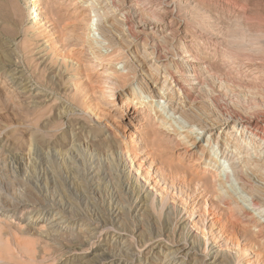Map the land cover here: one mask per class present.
Instances as JSON below:
<instances>
[{"label": "bare ground", "instance_id": "obj_1", "mask_svg": "<svg viewBox=\"0 0 264 264\" xmlns=\"http://www.w3.org/2000/svg\"><path fill=\"white\" fill-rule=\"evenodd\" d=\"M63 3L74 8L73 21L86 10L92 15L83 35L59 19L54 7ZM19 21L28 24L26 40L35 45L40 30L49 27L74 35L89 60L103 66L100 75L112 80L111 92L122 91L119 106L133 109L124 120L134 132L128 143L111 132L95 140L78 122L53 142H39L35 135L27 140V152L37 144L50 163L51 176L41 170L37 177L42 201L59 187L55 175L62 170L61 193L81 190L88 203L85 213L76 214V202L52 196L46 209L31 211L34 223L52 213L49 234L68 250L60 264H264V0H0V28L8 24L7 32ZM10 39L0 40V56L9 61ZM47 46H36L42 62ZM76 62L69 66L75 72L63 67L53 78L67 77L65 91L71 92L79 87L71 80L81 76L110 99L99 79L86 81L76 71ZM6 78L17 93L13 73ZM24 89L23 104L34 102L29 109L40 111L49 102L43 93ZM81 154L87 157L83 168ZM183 188L201 194L215 189L222 208L249 233L245 259L228 248L230 240L220 243L223 233L210 243L201 238L186 215L193 216L194 209L169 201ZM17 205L14 210L22 206ZM208 216L213 227L214 214Z\"/></svg>", "mask_w": 264, "mask_h": 264}, {"label": "rangeland", "instance_id": "obj_2", "mask_svg": "<svg viewBox=\"0 0 264 264\" xmlns=\"http://www.w3.org/2000/svg\"><path fill=\"white\" fill-rule=\"evenodd\" d=\"M57 1L59 3L62 2V0ZM62 5L63 7L61 8L54 7L56 8L54 11L56 10V14H58L59 19L66 25V29L72 26L76 28L79 27L80 29L77 28L75 32H79L80 35H83V31L85 32V24L88 19L87 17L91 14L86 10L82 15L76 14L77 19L73 21L74 17H69V14H72L74 8L71 10L67 3H63ZM65 8L68 9L64 10ZM80 10L82 11L81 8H78L77 11ZM25 14H29L28 9H25ZM91 17L92 15L90 19H92ZM27 25V23L19 21L17 25L8 27L11 28L9 30H12V34L8 28L6 29L7 32L5 31L8 24L2 25L0 28V40H8L11 38L8 42L9 44L12 43L10 45L11 49L8 51L11 57L9 58L10 61L6 57L0 56V209L3 208L2 211L0 210V264H60L63 259V253L68 250L66 246H60L62 240L58 241L52 234H49V230H51V228H49L51 225L49 224L53 219L52 213L49 212L40 216L39 220L34 223L32 221H34L35 218H33L34 215L31 214V211L35 209L38 211L46 209L45 207L50 205L52 201V196H56V200H60L61 203L71 201V204H73V202H76L75 205L77 206L74 205L76 207L74 211L75 213L77 212L76 214L85 213L89 207L87 201L82 197L81 190L78 194L75 192L76 194L74 193L71 196L65 191V193H61L60 183L61 180L64 181V172L62 170L55 175L57 181L59 180L58 183L60 182L59 187L53 189L55 192H49V194H47L49 198L46 199L45 202L42 201L41 195L43 192L38 186L37 177L39 173H41V170H47L49 172V177L51 176V171H49L50 166H48L50 163L48 164L46 157L41 154V150L39 151V149L34 146L37 144L33 145L35 149L33 146L31 147V154L27 152L26 148L29 145V143H27L30 140L29 137H31L30 135H35L34 137L36 139L40 138L39 142L42 140L53 142L56 138H60L61 133L64 131L69 132V125L72 124L71 126H75L78 122L77 124H83V126H85V134L89 132L92 137H95V140H99L105 132H111L118 142L122 144L128 143L130 137L134 136V132L125 127L124 120H128V118L130 119V117H132L133 109L129 108L126 110L119 106V101L123 100V98L120 97L122 91L118 87V89L115 87L111 92L110 81L112 82V80L100 75V73L103 72V66H99L95 61L89 60L87 49L84 48L83 45H80V43L74 42V35H71L69 32V36L67 32H59V28L51 30L49 27L44 31L40 30L38 34L40 37L37 36V45H35V41H30L28 38L29 42L26 40ZM79 34L76 35L78 36ZM38 44L44 46L46 44L48 45V48H46L47 50L45 49V52H42L44 55L43 58L46 59L43 62L39 57L40 54L37 55L36 53H39L40 48L41 50H44V48L42 46L37 50L36 46H38ZM81 46H83V49ZM102 52L109 53L110 51L102 49ZM76 60L77 66H80L76 68V71L81 72L80 74L82 77L85 76L86 81L99 79V88L102 87V89L106 91L105 94L111 96L110 99H106L108 96L102 97L97 88L93 86L89 88L86 86L84 78L82 79L81 76L77 77L78 79L74 78L71 80L73 83H76L77 86L79 84L78 90L74 89L73 91L71 90V92L70 89L65 91L70 84L67 77H65L64 81L62 78L63 75L59 77V79L53 78L54 72L60 69L62 71L66 67L69 72L70 70L75 72L72 67L69 66L71 61L75 63ZM119 66H121V64H119L118 67ZM14 69H16L15 72H13ZM10 72L13 73V78L16 82L15 85H17L15 88L19 89L17 90L18 92L15 91L17 93H11L13 88H11V85L6 81L7 74H12ZM105 79L109 81L107 84L105 83ZM58 80L61 81L59 82ZM127 80H130V77ZM103 81L108 86V90H106L107 86H103ZM56 82L59 84H54ZM24 88H32L34 94L43 93V95L48 96L49 102H47L46 106H42L40 111L38 109H29L35 106H33L34 102L30 101L27 103L29 105H27L28 107L25 106L26 104H23L24 97L27 95L25 94ZM76 90L77 92H75ZM10 95L13 98L10 97ZM159 106L160 103L156 105L157 108ZM57 107L61 108L59 112L62 115L60 114L57 119H54L53 111ZM246 107H248V105H246ZM26 109H28V113ZM32 110L35 112L33 111L31 114ZM168 151L170 154L175 152L173 150H167V152ZM182 151L184 150L180 149L179 153H182ZM26 154L29 155L27 156ZM77 159L79 167L83 168V165L87 161L86 155L81 154ZM46 163L48 165H46ZM183 189L184 192L181 190L177 195H169V201L186 211L194 209L192 212L193 216H190L191 212L186 213V215L188 219H191L190 221H192L196 232H198L201 238L210 243L214 241V239L217 241V237H220V234L223 233V241L220 243L224 244V242L226 243L225 240H230L231 244L227 242L228 248L236 252L238 257L236 258L238 260H241V256L242 259H245L247 256H244L243 253L246 254L249 250L243 252V249L248 247L250 243L248 242L250 239L249 233L246 234V232L242 231L244 235L241 232L242 229L238 227L239 225L237 224L238 221L235 215L232 213L229 214L222 208L219 201L215 198V189L205 194L202 193L203 195L200 193L201 191L199 193L198 190L193 191V188ZM181 193L182 195H180ZM62 196L64 198H62ZM211 199H214L212 200L213 203H211L213 206L209 203ZM238 201L240 202L239 205H242V200L238 199ZM16 205L22 206L14 210L13 208ZM7 207L9 209H5ZM195 208H198V211L195 210ZM204 213L206 214L204 215ZM197 214L199 216L195 218ZM207 214H214L215 223L213 227L210 225V216L207 217ZM236 221L237 223H235ZM63 226L64 225H61V227ZM216 233H218L219 236ZM215 236L216 238H214ZM234 236L238 241L233 239ZM245 236L247 237L245 238ZM229 237L231 239H228ZM234 240L238 245L234 243ZM202 242L205 243V241ZM231 245L237 248L235 249V247ZM92 249L91 247V250ZM76 264H80V262H76Z\"/></svg>", "mask_w": 264, "mask_h": 264}]
</instances>
